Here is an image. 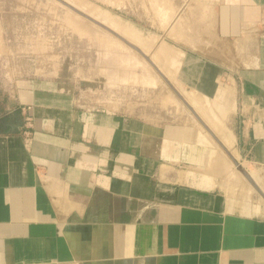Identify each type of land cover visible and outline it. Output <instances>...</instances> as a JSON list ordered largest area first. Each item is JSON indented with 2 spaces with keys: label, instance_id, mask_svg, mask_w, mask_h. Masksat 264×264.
I'll use <instances>...</instances> for the list:
<instances>
[{
  "label": "crops",
  "instance_id": "0c3cea01",
  "mask_svg": "<svg viewBox=\"0 0 264 264\" xmlns=\"http://www.w3.org/2000/svg\"><path fill=\"white\" fill-rule=\"evenodd\" d=\"M136 13L264 193V0H145ZM78 89L22 80L2 100L0 264H264V197L229 198L205 133Z\"/></svg>",
  "mask_w": 264,
  "mask_h": 264
},
{
  "label": "rangeland",
  "instance_id": "374dc122",
  "mask_svg": "<svg viewBox=\"0 0 264 264\" xmlns=\"http://www.w3.org/2000/svg\"><path fill=\"white\" fill-rule=\"evenodd\" d=\"M84 1L97 6L103 16H110L119 27L133 32L131 38L134 39L130 42L140 45L141 48L137 47L141 50L144 48L142 51L162 68L172 87L190 105V99L196 103L198 99L194 93L183 89L176 76L167 73L169 52L161 47L166 45L161 44L157 34L144 27L143 19L136 17L137 8L143 9L145 0ZM81 28L84 30H79ZM31 79L72 83L79 88L78 99L101 107L121 108L122 111L131 108L138 114L169 121L187 119L207 135L222 159L220 182L229 198L245 190L260 197L221 145V141H226L223 132L226 129L225 123L218 121L220 112L215 107L202 101L200 107L193 109L216 138L148 60L119 39L55 0H0V115L7 112L6 101L2 100L12 85Z\"/></svg>",
  "mask_w": 264,
  "mask_h": 264
},
{
  "label": "water",
  "instance_id": "95a60500",
  "mask_svg": "<svg viewBox=\"0 0 264 264\" xmlns=\"http://www.w3.org/2000/svg\"><path fill=\"white\" fill-rule=\"evenodd\" d=\"M56 2L62 4L63 6H65L66 8H68L69 10H71L72 12L76 13L77 15L81 16L82 18L88 20L89 22H91L92 24L96 25L97 27L101 28L102 30L108 32L109 34H111L112 36H114L115 38L119 39L120 41H122L124 44H126L128 47L132 48L133 50L137 51L139 54H141L145 59L148 60V62L159 72V74L165 79V81L171 86V88L175 91L176 95L178 96V98L189 108V110L194 114V116L196 117V119L204 126V128H206V130L213 136L216 138V136L214 135V133L206 126V124H204V122L201 120V118L198 116V114L196 113V111L190 106V104L184 99V97L174 88L172 87V85L170 84V81L168 80V78L166 76H164V74L160 71V69L152 62V60H150V58H148V56L140 49L138 48L136 45L132 44L130 41H128L127 39H125L123 36L119 35L118 33L114 32L113 30H111L110 28H108L107 26L101 24L100 22L96 21L95 19L89 17L88 15L82 13L81 11L77 10L75 7L71 6L70 4L64 2L63 0H55ZM222 145V144H221ZM224 147V146H223ZM225 152L228 154V156L230 157L231 161L235 164V166L238 168V170L245 176V178L251 183V185L254 187V189L261 194L264 197V193L262 192V190L260 189V187L258 186V184L256 183V181L254 180V178L251 176V174L245 170L240 163L225 149Z\"/></svg>",
  "mask_w": 264,
  "mask_h": 264
},
{
  "label": "bare ground",
  "instance_id": "6f19581e",
  "mask_svg": "<svg viewBox=\"0 0 264 264\" xmlns=\"http://www.w3.org/2000/svg\"><path fill=\"white\" fill-rule=\"evenodd\" d=\"M64 2L70 4L71 6L75 7L77 10L85 13L86 15H88L89 17L95 19L96 21L100 22L101 24L107 26L108 28H110L111 30H113L114 32L118 33L119 35H122L123 37H126L129 41L133 40V32H129L121 27H119L115 21L111 20V17L108 15L103 16L101 13V9H99L97 6H94L93 4L86 2L84 0H63ZM79 30H84L83 28L79 29ZM132 31V30H131ZM137 41V40H136ZM136 41H133L136 43ZM140 43V42H139ZM138 47H140V45L137 44ZM141 48V47H140ZM143 48V47H142ZM144 49V48H143ZM142 49V50H143ZM147 52V51H146ZM157 54V52H156ZM135 59V58H134ZM153 59V58H152ZM155 59V57H154ZM160 60V59H159ZM162 60V59H161ZM135 61V60H134ZM134 61L132 63H134ZM138 63V62H137ZM155 63V62H154ZM140 64V63H139ZM133 65V64H132ZM162 64H159L158 66H160ZM164 65H162L163 67ZM166 66V65H165ZM133 67V66H132ZM161 67V66H160ZM129 68V67H127ZM162 69V68H160ZM150 75V74H149ZM172 75V74H170ZM151 76V75H150ZM154 78V77H153ZM171 80V79H170ZM156 81V80H155ZM179 86V85H178ZM191 104H194V101L192 99H190ZM191 106V105H190ZM226 128V127H225ZM224 132V131H223ZM227 132V131H226ZM225 132V133H226ZM229 132H227L228 135ZM221 136V134H220ZM229 137V136H228ZM227 143L229 142L228 140L226 141ZM234 153V152H233ZM259 181V179H257ZM260 183V182H259ZM264 188V187H263ZM263 190V189H262ZM253 191V190H252Z\"/></svg>",
  "mask_w": 264,
  "mask_h": 264
}]
</instances>
